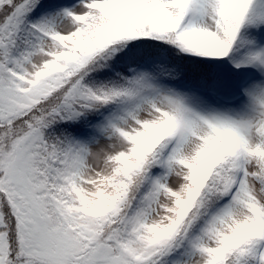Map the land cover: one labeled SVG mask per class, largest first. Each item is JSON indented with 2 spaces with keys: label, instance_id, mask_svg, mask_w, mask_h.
<instances>
[{
  "label": "snow or ice",
  "instance_id": "obj_1",
  "mask_svg": "<svg viewBox=\"0 0 264 264\" xmlns=\"http://www.w3.org/2000/svg\"><path fill=\"white\" fill-rule=\"evenodd\" d=\"M0 264H264V0H0Z\"/></svg>",
  "mask_w": 264,
  "mask_h": 264
}]
</instances>
